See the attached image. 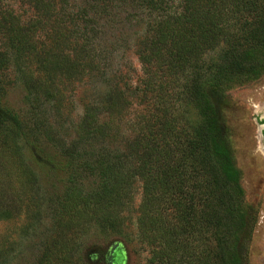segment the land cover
<instances>
[{"label": "trees", "instance_id": "trees-1", "mask_svg": "<svg viewBox=\"0 0 264 264\" xmlns=\"http://www.w3.org/2000/svg\"><path fill=\"white\" fill-rule=\"evenodd\" d=\"M64 1L30 0L39 14L24 22L0 9V70L11 62L37 100H60L64 84L105 76L90 45L97 13L109 14L125 0H91L93 22L84 10L69 14L73 35L61 26L64 12L51 14ZM129 1L151 17L134 51L139 83L127 86L129 78L119 73L107 77L74 138L61 140L40 120L27 128L0 100V263L43 219L49 227L35 264L91 261L75 251L78 233L93 219L119 230L136 179L137 239L149 252L144 264H244L250 222L218 110L226 87L264 71V0H176L171 13L164 11L171 0ZM157 9L160 16L152 17ZM45 16L51 26L42 37ZM217 47L218 60L203 62ZM134 96L149 106L126 138L122 122ZM183 99L192 114L173 107ZM41 137L56 154L34 144ZM30 162L63 170L71 185L47 189ZM85 174L98 183L83 190L77 179ZM9 222L18 226L10 230Z\"/></svg>", "mask_w": 264, "mask_h": 264}, {"label": "rangeland", "instance_id": "rangeland-1", "mask_svg": "<svg viewBox=\"0 0 264 264\" xmlns=\"http://www.w3.org/2000/svg\"><path fill=\"white\" fill-rule=\"evenodd\" d=\"M91 0H65L56 4L51 9L64 12L62 27L72 33V22L69 14L75 16L80 10L87 13L85 16L92 20ZM178 1H169L166 13L176 11ZM0 9H11L21 18V21H29L39 14L33 8L30 0H0ZM169 10V11H168ZM162 9L153 12L152 17L158 18ZM68 15V16H67ZM100 18L95 25L94 44H90L93 52L97 54L98 67L106 73L96 78L85 77L81 80L64 84L60 100H38L24 85L21 75L11 62L5 64L0 70V85L2 89L1 103L12 110L18 116L23 125L30 128L39 120L42 128L49 126L54 135L63 141L75 137V127L87 108L90 109L98 101V97L104 92L106 78L114 73L129 78L127 86L136 87L142 75V66L136 59L134 51L141 33L146 29L150 15L145 8H139L138 2L129 0L121 2L107 13H97ZM93 22V20H92ZM43 31L39 34L45 37L44 31L51 26L46 16L42 22ZM90 47V46H89ZM88 47V48H89ZM221 55L217 47L212 52L203 56L202 60L214 62ZM123 83V82H121ZM223 104L218 110L221 126L226 130V142L231 152L233 167L239 174V182L243 193L242 205L246 207L247 219L250 222L248 234L244 236V264H264V71L255 79L240 83L238 86L226 87L223 94ZM184 100L173 102V107H181L187 114L192 111L184 105ZM149 106L148 101L139 102L134 96L126 109L122 128L126 138H129L130 124L145 112ZM37 114V115H36ZM103 118L104 114H98ZM42 128L41 131H42ZM44 135V134H43ZM52 138V137H51ZM45 139V140H44ZM50 140V139H49ZM35 145L44 146L50 153L56 154L57 149L47 144L48 139L41 137L34 140ZM50 142V141H49ZM115 148L114 145H112ZM53 147V148H52ZM31 163V162H30ZM37 172L40 184L51 191L62 190L71 183L63 170H48L45 167L31 163ZM80 179L83 190L92 188L98 183V178L83 175ZM76 179H72L74 182ZM140 201V184L134 179L132 183L131 199L121 212L124 220L119 230L109 228L103 223L91 220L84 232L78 234L79 244L75 251L80 250L83 257L88 253L91 261L86 264H144L149 257L148 248L137 239L135 227L136 209ZM43 222V223H42ZM38 225L25 235L24 239L15 240V246L9 252L10 255L0 264H35L41 242L46 236L49 227L47 220L43 219ZM18 222L6 224L10 230H14ZM80 247V249H79ZM111 253L107 259V254Z\"/></svg>", "mask_w": 264, "mask_h": 264}]
</instances>
